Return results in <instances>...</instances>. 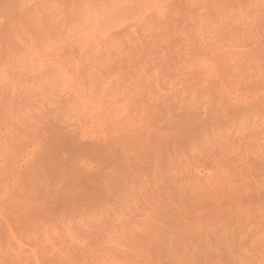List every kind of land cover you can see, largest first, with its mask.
I'll return each instance as SVG.
<instances>
[{
    "label": "rangeland",
    "instance_id": "rangeland-1",
    "mask_svg": "<svg viewBox=\"0 0 264 264\" xmlns=\"http://www.w3.org/2000/svg\"><path fill=\"white\" fill-rule=\"evenodd\" d=\"M0 264H264V0H0Z\"/></svg>",
    "mask_w": 264,
    "mask_h": 264
},
{
    "label": "bare ground",
    "instance_id": "bare-ground-1",
    "mask_svg": "<svg viewBox=\"0 0 264 264\" xmlns=\"http://www.w3.org/2000/svg\"><path fill=\"white\" fill-rule=\"evenodd\" d=\"M133 125V124H132Z\"/></svg>",
    "mask_w": 264,
    "mask_h": 264
}]
</instances>
